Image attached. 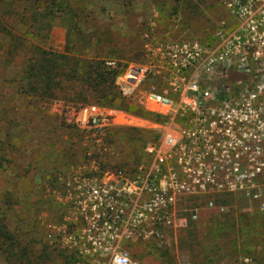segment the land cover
<instances>
[{"label":"built area","instance_id":"built-area-1","mask_svg":"<svg viewBox=\"0 0 264 264\" xmlns=\"http://www.w3.org/2000/svg\"><path fill=\"white\" fill-rule=\"evenodd\" d=\"M210 42L171 41L155 49L142 109L149 119L97 104L72 109L90 146L53 173L60 220L42 217L46 240L72 252L74 264H131L121 242L158 226L197 222L225 209L220 199L253 186L256 128L264 126V0H218ZM146 67H128L120 91L129 95ZM115 128L147 131L136 160L108 152ZM258 169V167H257Z\"/></svg>","mask_w":264,"mask_h":264},{"label":"rangeland","instance_id":"rangeland-1","mask_svg":"<svg viewBox=\"0 0 264 264\" xmlns=\"http://www.w3.org/2000/svg\"><path fill=\"white\" fill-rule=\"evenodd\" d=\"M66 1L75 15L68 7L55 12L48 32L43 28L30 38L58 52L74 44L89 56L106 53V64L115 70L116 89L126 103L139 107L150 85L158 90L163 87L150 69L151 60L162 56L155 46L182 40L210 42L217 19L224 14L218 0ZM6 20L0 26L1 230L11 235L15 258L23 252L31 264L40 257L45 264H70L68 250L45 239L41 218L60 220L67 211L53 198V173L69 168L72 156L91 145L90 136L72 121L76 104L42 99L17 87L20 58L5 66L3 55L8 33H22L23 28ZM99 35L105 41H97ZM128 67L146 70L125 96L120 84ZM119 133L128 135L124 139L113 134L105 137L108 152L142 154L149 133L128 128L118 129L116 135ZM254 133L253 186L243 182L234 196L219 198L225 206L220 213H204L184 227L158 226L155 233L121 242L131 264H264V126ZM44 243L51 247H43ZM44 252L47 257L42 256ZM0 264H9L1 248Z\"/></svg>","mask_w":264,"mask_h":264},{"label":"trees","instance_id":"trees-1","mask_svg":"<svg viewBox=\"0 0 264 264\" xmlns=\"http://www.w3.org/2000/svg\"><path fill=\"white\" fill-rule=\"evenodd\" d=\"M69 5L66 0H0V26L8 22L6 18H10L14 24L23 28L22 33L15 31L8 33L9 30L2 27L8 33L3 55L5 66L17 57L20 58L17 87L24 93H33L42 99L67 101L77 106L88 103L111 106L149 119H158L155 114L124 101L113 83L115 70L106 64V53L89 56L84 49H79L74 44H68L63 52H58L45 49L30 38L38 36L43 28L48 32L55 12L67 10L66 7L70 11ZM71 11V15L74 16L75 12L72 8ZM85 19L83 22L86 21ZM99 40L105 41L100 35L97 36V41ZM118 129L126 128H115L107 135L126 138L128 134L116 135ZM128 129H133L134 133L140 131L134 128ZM114 152L124 154L133 160L140 157V154H126L118 150ZM1 229L4 227L0 225V248L5 253L7 262L15 264L18 260L19 264H31V260L28 256L25 257L23 252L20 253L21 256L16 257L18 259L14 257L11 250L12 237ZM43 247L51 246L44 243ZM42 256L47 257V252ZM66 259L68 263H74L72 252L67 251ZM38 260L36 264H45L43 258L40 257Z\"/></svg>","mask_w":264,"mask_h":264},{"label":"crops","instance_id":"crops-1","mask_svg":"<svg viewBox=\"0 0 264 264\" xmlns=\"http://www.w3.org/2000/svg\"><path fill=\"white\" fill-rule=\"evenodd\" d=\"M73 158V157H72Z\"/></svg>","mask_w":264,"mask_h":264}]
</instances>
